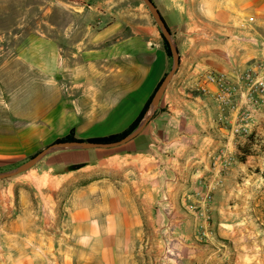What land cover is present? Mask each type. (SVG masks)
Segmentation results:
<instances>
[{"label":"crops","instance_id":"1","mask_svg":"<svg viewBox=\"0 0 264 264\" xmlns=\"http://www.w3.org/2000/svg\"><path fill=\"white\" fill-rule=\"evenodd\" d=\"M194 5L197 19L188 9ZM181 7L187 21L180 64L153 115L161 109L165 113L150 120L158 134L144 135L149 148L139 149L140 133L118 146H125L122 151H54L41 159L49 170L84 164L79 171H100L70 200L69 246L59 264H138L132 259L143 239H153L150 247L163 253V239H176L189 249L200 233L209 239L197 256L199 263L237 264V254L228 252L222 240L235 235L229 230L235 219L226 214L223 195L239 166L223 168L222 163L236 158L239 145L246 143L236 132L243 113L250 112V133L264 137V92L253 91L260 105L252 110L247 96L254 86L241 80L264 62V0H182ZM118 31L111 24L93 36L98 47L91 58L90 50L86 52L84 80L77 71L63 70L59 46L43 34L24 37L20 53L0 54V90H42L43 95L37 119L0 131V158H31L57 141L78 138L83 127L100 128L89 139L109 138L143 121L167 60L144 35L113 40ZM204 71L223 76L231 86L234 110L217 100L215 86L206 94L197 90ZM44 90H76L90 105L87 115L81 116L78 99L70 95L54 98L47 108ZM128 157H133L132 165L125 162ZM112 160L119 162L109 165ZM212 176L223 178V184L216 187L206 226L185 209L204 211V184Z\"/></svg>","mask_w":264,"mask_h":264},{"label":"rangeland","instance_id":"2","mask_svg":"<svg viewBox=\"0 0 264 264\" xmlns=\"http://www.w3.org/2000/svg\"><path fill=\"white\" fill-rule=\"evenodd\" d=\"M151 3L169 30L180 64V44L185 30L183 23L187 21V15L182 12V0H151ZM188 9L197 19L196 5ZM111 24L120 28L113 40L141 34L154 42L155 50L162 52L167 60V69L162 78L164 79L172 68V57L167 52L161 30L143 0H0V44L4 47L0 54L20 53L24 37L29 34H43L59 46L63 70L77 71L79 80H84L86 52L90 50L88 57L91 58V51L98 47L94 45L97 39L92 42L93 36L95 38L98 31ZM151 28L154 35L149 31ZM41 92L42 90H0V131L17 129L37 119L41 114ZM44 92L47 108L53 105L54 98L70 95L72 99H78L77 106L81 116L85 117L89 111L90 105L84 101V96L76 94V90ZM163 113L165 112L161 109L150 120ZM151 121L141 132L143 138L139 149L149 148L150 141L145 136L158 134L157 128L150 125ZM161 122L162 126L166 123L164 119ZM99 130L100 128L83 127L82 132L77 134L78 138H72L78 142H88L94 140L89 137L97 135ZM237 133L245 140L251 135L248 126L246 133ZM256 141L257 145L251 149L254 157L246 158L244 163L234 157L222 163L223 168L233 167L235 164L239 166L235 175L228 182L225 180L231 186L223 195L226 214L235 219L229 228L234 230L235 235L233 239L222 240L228 252L231 250L237 254V264H264V137H257ZM239 146L244 147L245 142ZM124 148L125 146L115 147L106 151H122ZM88 150L90 149L58 151ZM29 159L30 157L19 160L0 158V174L18 168ZM115 160L109 165L115 166L119 162ZM132 161L133 157L125 160L131 165ZM150 162L157 167L162 166L160 161ZM84 167V164H80L49 170L40 161L21 174L0 180V264L60 263L59 258L69 246L70 240L66 222L71 210L70 200L89 178L100 175V171H79ZM219 184H223V178L219 179L217 176H212L204 184L207 193L203 212L200 213L201 208L192 206L185 209L192 217L199 216V220L206 226L211 223L209 208L213 204V195ZM208 239L207 235L200 233V236L190 240L189 249L181 246L176 239H163V253L150 247L153 239H143L132 261L138 264H201L197 256Z\"/></svg>","mask_w":264,"mask_h":264},{"label":"water","instance_id":"3","mask_svg":"<svg viewBox=\"0 0 264 264\" xmlns=\"http://www.w3.org/2000/svg\"><path fill=\"white\" fill-rule=\"evenodd\" d=\"M143 1L147 5V7H148L150 13L152 14L156 24L158 25V27L161 30L165 40L167 41L169 49H170L171 57H172V68L169 71V73L166 75V77L163 79V81L161 82L157 91L155 92V94H154V96L150 102L149 113L146 114L143 121L128 136H126L125 138H123L122 140H120L118 142L102 144V143L74 141V142H63V143L52 144V145L46 147L41 152H39L36 156L30 158L28 161H26L24 164H22L18 168L11 170V171L4 173V174H0V180L15 176V175H18V174H21V173L27 171L28 169L33 167L35 164L40 162L41 159L45 155H47L51 152L58 151V150L114 148V147H118V146H121L123 144H126L127 142H129L130 140H132L133 138H135L136 136H138L142 132L144 127L150 121L153 113L158 108V105L160 103V100H161L164 92H165V89H166L167 85L169 84V82L171 81L173 75L177 71L178 64H179V57H178L177 50L175 48V45L173 44V41H172V38H171L169 31L165 27V24L160 17L158 10L155 8V6L151 3L150 0H143Z\"/></svg>","mask_w":264,"mask_h":264},{"label":"built area","instance_id":"4","mask_svg":"<svg viewBox=\"0 0 264 264\" xmlns=\"http://www.w3.org/2000/svg\"><path fill=\"white\" fill-rule=\"evenodd\" d=\"M241 80L254 86L251 88L247 99L251 105V109L256 110L260 105L254 90L264 92V62L256 64V66L248 72L242 74ZM209 86H215L217 90L216 98L224 106H227L229 110H234L236 107L234 95L231 91L232 88L229 86L224 77L221 75L206 73L203 75V80L199 83L197 90L201 94L209 92ZM256 87V88H255ZM250 112L243 113L241 119L243 123L236 128V132L246 133L247 132V120L249 119ZM226 165V164H225Z\"/></svg>","mask_w":264,"mask_h":264},{"label":"trees","instance_id":"5","mask_svg":"<svg viewBox=\"0 0 264 264\" xmlns=\"http://www.w3.org/2000/svg\"><path fill=\"white\" fill-rule=\"evenodd\" d=\"M151 1V0H150ZM162 19V18H161ZM163 21V20H162ZM164 22V21H163ZM165 24V23H164ZM165 27L167 28V26L165 25ZM168 30V28H167ZM169 31V30H168ZM164 44L166 46V49H167V52L168 54H171L170 53V49H169V46H168V43L167 41L165 40L164 38ZM163 81V79L159 82L158 86L156 87L153 95L151 96V99L149 100V103L147 105V107L149 106L155 92L157 91V89L159 88L161 82ZM140 120H137L136 123L129 128L128 131H125L124 133L120 134V135H117V136H113V137H109V138H101V139H94V140H90L88 142H91V143H102V144H108V143H114V142H118L120 140H122L123 138H125L128 134H130L134 129H136V127L138 126ZM76 140H74L72 137L71 138H67V139H62L60 141H57L55 143H63V142H74ZM257 145V141H256V138L254 137V135H250L247 139H246V143H245V146L244 147H239L238 148V155H237V160L241 163H244L246 161V158L247 157H250V156H255L254 152H252V148ZM37 155V154H36ZM34 155V156H36ZM32 156V157H34ZM31 157V158H32Z\"/></svg>","mask_w":264,"mask_h":264}]
</instances>
